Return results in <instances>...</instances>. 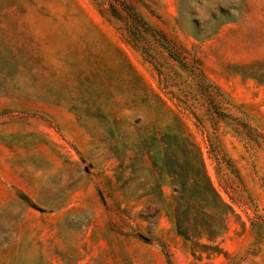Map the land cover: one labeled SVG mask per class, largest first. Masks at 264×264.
Wrapping results in <instances>:
<instances>
[{
  "label": "rangeland",
  "instance_id": "374dc122",
  "mask_svg": "<svg viewBox=\"0 0 264 264\" xmlns=\"http://www.w3.org/2000/svg\"><path fill=\"white\" fill-rule=\"evenodd\" d=\"M162 137L233 208L223 254L154 202ZM0 264H264V0H0Z\"/></svg>",
  "mask_w": 264,
  "mask_h": 264
},
{
  "label": "trees",
  "instance_id": "16d2710c",
  "mask_svg": "<svg viewBox=\"0 0 264 264\" xmlns=\"http://www.w3.org/2000/svg\"><path fill=\"white\" fill-rule=\"evenodd\" d=\"M126 10L134 25L140 29L148 28L132 10ZM118 123L114 120V127L106 133L110 154L121 159ZM174 123L185 131L181 119L175 117ZM153 140L150 147L141 148L137 144L134 147L154 175V202L165 211L176 235L190 245L193 257L209 258L223 254L219 240L227 233L234 210L213 186L199 147L189 139L177 137V143L170 146L169 156L165 138ZM164 187L171 190L169 196Z\"/></svg>",
  "mask_w": 264,
  "mask_h": 264
},
{
  "label": "crops",
  "instance_id": "0c3cea01",
  "mask_svg": "<svg viewBox=\"0 0 264 264\" xmlns=\"http://www.w3.org/2000/svg\"><path fill=\"white\" fill-rule=\"evenodd\" d=\"M250 158V157H249ZM238 160V161H237ZM255 159H236V169L240 174H242L243 166L248 163L249 167H251V163ZM253 168V167H252Z\"/></svg>",
  "mask_w": 264,
  "mask_h": 264
}]
</instances>
